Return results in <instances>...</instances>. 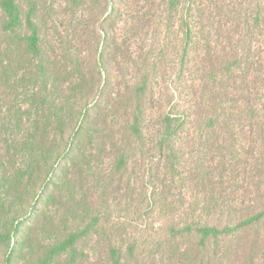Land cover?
Segmentation results:
<instances>
[{
	"label": "trees",
	"instance_id": "1",
	"mask_svg": "<svg viewBox=\"0 0 264 264\" xmlns=\"http://www.w3.org/2000/svg\"><path fill=\"white\" fill-rule=\"evenodd\" d=\"M0 186L6 264H264V0H0Z\"/></svg>",
	"mask_w": 264,
	"mask_h": 264
},
{
	"label": "rangeland",
	"instance_id": "2",
	"mask_svg": "<svg viewBox=\"0 0 264 264\" xmlns=\"http://www.w3.org/2000/svg\"><path fill=\"white\" fill-rule=\"evenodd\" d=\"M174 61L172 58V61L168 63L167 66H165V69H162L168 73L166 77V84L168 85V88L171 89H176V82L178 78V69L174 65ZM161 81V79H160ZM164 85V83H162ZM166 97V96H165ZM81 104L79 103L78 106ZM72 108V107H71ZM83 106L79 109L80 111L83 110ZM73 109L71 110L69 116L65 118V120H70V118H74V112H72ZM78 116L75 117V122H77ZM81 123V122H80ZM77 124V123H76ZM74 129L79 131L78 126L72 125ZM76 126V127H75ZM72 127V128H73ZM64 133L66 138L71 134V128L68 130V123H65L64 127ZM69 138V137H68ZM73 140L69 139V144L72 143ZM58 147L59 151L61 154H66L68 153V149H64V145H59V143L55 144ZM74 147V144H73ZM83 148L86 151L87 148V143L85 139V146H84V141H83ZM85 159L82 158V161ZM62 165L63 171H58V176L61 178L70 176V175H76L78 178V182L80 184H84V190L83 192L85 194H88L87 191V182H88V177L84 176L82 179L78 176L80 173L73 165L68 163L66 160L59 159L58 160V165ZM1 168H3L1 166ZM28 178H26L27 180ZM84 179V180H83ZM0 190L2 192L3 188L0 186ZM57 188L55 187H44L43 183L38 179L32 180V184L25 186V188L21 191L22 194H17V197L22 198L23 200V206H22V211H18V214L20 216L19 221L17 224H21L20 226V233L19 236L22 238H28V244L27 247L35 245V240H40L42 239V236H47L50 237L53 235V233L57 230L60 221H63L65 218H67V214L69 211V206L66 204V201L63 202V198H61ZM22 195V196H21ZM37 202V204H36ZM34 207L38 208V213L35 216V213L37 210H33ZM16 210V209H15ZM25 212H28L27 215L25 216ZM1 219V218H0ZM3 224H0V229L3 225L5 224H10L9 220H7V215L2 218ZM1 231V230H0ZM2 232V231H1ZM120 233L126 234V231H121ZM125 237V235H124ZM14 245V242H13ZM8 253V245L6 241H1L0 240V264H6V257ZM27 253L25 250V255L23 258V255L20 254L19 257L15 260L17 264H26L28 261L27 259Z\"/></svg>",
	"mask_w": 264,
	"mask_h": 264
}]
</instances>
